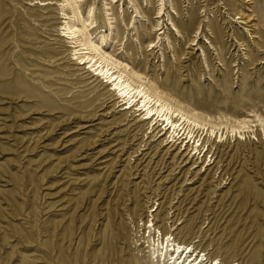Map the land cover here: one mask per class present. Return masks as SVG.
<instances>
[{"label": "rangeland", "instance_id": "374dc122", "mask_svg": "<svg viewBox=\"0 0 264 264\" xmlns=\"http://www.w3.org/2000/svg\"><path fill=\"white\" fill-rule=\"evenodd\" d=\"M39 1L0 0V264H147V219L264 264V0H71L134 86L213 131L196 161L76 65L64 0Z\"/></svg>", "mask_w": 264, "mask_h": 264}, {"label": "bare ground", "instance_id": "6f19581e", "mask_svg": "<svg viewBox=\"0 0 264 264\" xmlns=\"http://www.w3.org/2000/svg\"><path fill=\"white\" fill-rule=\"evenodd\" d=\"M34 1H36L35 4L38 6L55 5L50 2H42V1L38 2V0H34ZM78 2H81V0H78L77 2H75V4H77ZM59 6L61 7L60 11L62 12L63 19L67 22L65 23L66 25L62 30L64 34L61 37L67 39L69 43L73 46L72 49H74V54L76 56L80 55L79 59H77L76 65L77 66L82 65L84 68L83 70H85L86 73L90 74L92 79H94L96 82L99 81L102 84H105L110 88L111 92H113L116 96L118 95V100H120L119 102L123 103L119 107H124L128 104H133V103L138 104V106L140 104L143 107L144 112L138 109L134 110L135 108L133 107L135 105L128 110L127 108L126 109L123 108L122 110L127 113L137 112L139 114V117H141V122L143 123L145 122L146 126H148V129L151 128L152 133H154L158 128H160L159 129L160 138L164 137L165 138L164 140L166 141L167 145H169L171 148L174 147L175 150H178L177 154H179L183 158L186 157L187 155L186 151L190 149L189 144L192 141L191 144L192 145L195 144L196 146L195 147L192 146L189 152L194 153L192 155H193V159L196 158L195 161L198 160L200 158L201 153L205 149L206 145L208 146L213 131L211 130L209 131L207 129L206 134L201 139V136L204 133V129L200 136L195 135L194 132L195 128L198 127L203 128L202 125L199 126V123L195 118H192L191 116L185 114L178 108L172 107L170 104L161 100V98L153 96L145 88H143L142 85L134 86L130 82V79L127 76H124V73L127 71L126 70L127 67L123 66L124 67L123 71H121L120 70L121 64L118 63L117 61L112 60L111 56L102 52L101 49L98 46H96L95 43L92 42L91 39L92 34L89 31V30L92 31L94 29L92 28V22L87 23L88 21H85L82 18V14L78 6L72 8L71 0H64V2ZM67 10H70L72 16L65 14ZM162 17H159L158 19ZM158 31L161 32L162 28L159 29ZM162 34H164V32L161 33L160 35ZM157 40L159 41V38H157ZM151 46L152 49H154V45L151 44ZM87 66H89L88 68L96 72L97 76L100 77L102 80L106 81L107 83L102 82L101 79L95 77V75L88 72V70H86ZM135 107H137V105ZM144 115L146 116L145 118ZM259 122L262 123V121L260 120ZM164 123L165 126L163 127L164 128L163 131L161 126ZM248 128L249 126L246 123V121H242L241 123L238 124L237 129L240 131L241 130L245 131V129ZM236 131H237L236 129H233L231 132L236 133ZM238 134L240 135L238 137V140H240L241 137L244 135H242L241 132H238ZM222 137L223 136L221 134L220 138ZM170 138H173L174 140L168 142V139ZM187 139H189V142L184 147V149H182L183 142L184 140ZM208 151H209V147L207 148L206 153ZM204 156L205 154L202 155V158ZM210 162L211 160L209 161V164H207V166L211 165ZM151 222H153V220L148 221L147 219L145 223V225L148 224L147 228H145L146 231L148 232L147 238L145 239L147 240L146 248L148 250L147 264H161L159 259L161 257L164 258L163 262H165L166 260L165 262L166 264H204V263L220 264L218 263V260L208 259L207 255H204L202 252H200L197 257L194 254V251L197 252L194 246L190 244L187 245L181 242L177 243L175 239H171V237L168 235L163 236V234L161 233L160 235H158L157 239L155 240L154 238L155 235L152 236L153 238L151 237L152 235L151 229L152 232H156L155 225L151 224ZM159 236H160V242H159ZM183 254L184 256H182Z\"/></svg>", "mask_w": 264, "mask_h": 264}]
</instances>
